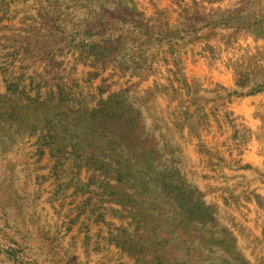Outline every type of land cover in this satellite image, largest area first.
I'll return each mask as SVG.
<instances>
[{"label":"rangeland","instance_id":"1","mask_svg":"<svg viewBox=\"0 0 264 264\" xmlns=\"http://www.w3.org/2000/svg\"><path fill=\"white\" fill-rule=\"evenodd\" d=\"M0 264H264V0H0Z\"/></svg>","mask_w":264,"mask_h":264}]
</instances>
